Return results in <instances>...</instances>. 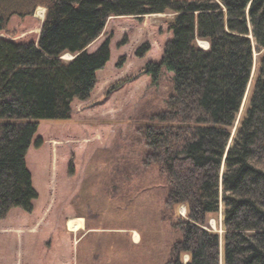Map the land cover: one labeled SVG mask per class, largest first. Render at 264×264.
Listing matches in <instances>:
<instances>
[{
  "label": "trees",
  "instance_id": "obj_1",
  "mask_svg": "<svg viewBox=\"0 0 264 264\" xmlns=\"http://www.w3.org/2000/svg\"><path fill=\"white\" fill-rule=\"evenodd\" d=\"M38 5L47 11L37 42L0 39V220L32 212L27 152L40 121L67 120L72 102L89 98L110 51L107 41L86 48L108 18L171 11L172 37L143 68L153 83L171 76L157 125L142 129L143 163L164 177L165 207L186 206L166 264H264V0H0V31ZM218 213L222 233L206 227Z\"/></svg>",
  "mask_w": 264,
  "mask_h": 264
},
{
  "label": "rangeland",
  "instance_id": "obj_2",
  "mask_svg": "<svg viewBox=\"0 0 264 264\" xmlns=\"http://www.w3.org/2000/svg\"><path fill=\"white\" fill-rule=\"evenodd\" d=\"M46 11L38 5L11 16L0 39L37 42ZM173 18L171 11L109 17L86 48L92 53L107 41L109 61L96 73L89 98L72 102L69 119L39 122L26 155L38 197L32 212L14 208L0 220V264H166L170 259L181 238L172 224L186 216V206L165 207L164 177L157 165L143 163L142 129L157 125L151 117L164 109L171 93L169 73L163 70L153 83L143 68L160 61ZM202 42L197 45L205 49ZM140 48L146 50L142 57L136 55ZM261 53L254 52V67ZM220 218L209 215L206 227L222 233ZM70 219L81 222L75 231L67 228Z\"/></svg>",
  "mask_w": 264,
  "mask_h": 264
},
{
  "label": "bare ground",
  "instance_id": "obj_3",
  "mask_svg": "<svg viewBox=\"0 0 264 264\" xmlns=\"http://www.w3.org/2000/svg\"><path fill=\"white\" fill-rule=\"evenodd\" d=\"M203 44H206L207 45V43H205V42H202ZM81 222L80 221H78V220H76V219H70L69 221H68V223H67V228H68V230H71V231H75L78 227H79V224H80ZM75 233V232H74Z\"/></svg>",
  "mask_w": 264,
  "mask_h": 264
},
{
  "label": "water",
  "instance_id": "obj_4",
  "mask_svg": "<svg viewBox=\"0 0 264 264\" xmlns=\"http://www.w3.org/2000/svg\"><path fill=\"white\" fill-rule=\"evenodd\" d=\"M209 47V44L207 43V47L205 48V49H207ZM204 49V48H203ZM71 59H73V57L71 58Z\"/></svg>",
  "mask_w": 264,
  "mask_h": 264
},
{
  "label": "crops",
  "instance_id": "obj_5",
  "mask_svg": "<svg viewBox=\"0 0 264 264\" xmlns=\"http://www.w3.org/2000/svg\"><path fill=\"white\" fill-rule=\"evenodd\" d=\"M80 225V224H79ZM137 239H138V237H137Z\"/></svg>",
  "mask_w": 264,
  "mask_h": 264
}]
</instances>
